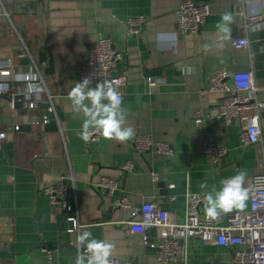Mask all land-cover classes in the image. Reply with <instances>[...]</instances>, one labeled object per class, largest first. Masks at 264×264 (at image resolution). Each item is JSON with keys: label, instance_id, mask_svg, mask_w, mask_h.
Returning <instances> with one entry per match:
<instances>
[{"label": "crops", "instance_id": "1", "mask_svg": "<svg viewBox=\"0 0 264 264\" xmlns=\"http://www.w3.org/2000/svg\"><path fill=\"white\" fill-rule=\"evenodd\" d=\"M182 1H0V61H9L17 76H42L54 107L48 111L46 92L36 109L15 107L6 97L12 93L0 95V131L7 132L0 140V264H75L77 237L85 231L113 243L110 258L121 264H233L234 247L204 244L198 237L188 242L186 263L162 261L157 250L145 244V236L156 241L157 229H128L129 220L140 218L145 201H155L182 221L188 192H218L224 177L240 171L250 187L253 176L263 171L264 18L245 30L242 13H264V0H195L208 2L210 13L198 30L180 33L175 11ZM224 13L232 15L228 39L217 28ZM137 17L142 21L135 32L129 20ZM246 34L249 45L234 47L232 38ZM104 36L122 53L117 72L125 78L123 126L135 131L125 142L101 135L85 141V117L73 111L68 99L81 82L78 69L87 51ZM218 66L253 70L261 102L259 142L244 143L240 121L220 123L210 114L220 95H203L202 90ZM149 77L157 79L155 85L149 84ZM199 110L202 120L196 122ZM34 116L44 118L31 123ZM139 134L168 143L169 152L138 151L134 139ZM209 135L227 148L218 163L202 151ZM127 163L132 166L123 169ZM69 175L74 184L67 199L71 213L85 225L81 231L70 230L62 204L52 203L42 189ZM103 177L113 178L117 189L100 187ZM121 197L128 199L127 206L118 203ZM247 197L242 210L249 208ZM226 215L214 219L225 223ZM51 242L58 244L50 249Z\"/></svg>", "mask_w": 264, "mask_h": 264}, {"label": "built area", "instance_id": "2", "mask_svg": "<svg viewBox=\"0 0 264 264\" xmlns=\"http://www.w3.org/2000/svg\"><path fill=\"white\" fill-rule=\"evenodd\" d=\"M5 1V0H0ZM245 3L248 0H239ZM179 32L196 31L206 20L210 13L208 2L195 0H183L176 11ZM243 29L247 30L251 24L264 18V13H242ZM142 21L141 17L129 20L132 31H137V25ZM236 48L249 45L248 35L232 38ZM122 59V53L117 50L110 37H100L87 51L86 61L79 66V77L90 78L89 85L97 82L108 81L122 98V88L125 78L117 72V66ZM150 85H155L157 79L148 78ZM21 83V86L16 85ZM17 86V87H16ZM259 87L255 83L252 69L233 70L227 66H218L208 79L203 95L219 93L220 100L216 105L219 116L224 122L240 121L242 125V140L245 144L259 142L262 139L260 122L261 102L258 99ZM12 90H15L12 91ZM46 92L51 102L52 95L48 92L42 76L24 74L17 76L11 69L9 61H0V95L11 94V102L14 104V95L24 94L23 106L27 109H36L41 100V93ZM54 110L53 104L48 106V111ZM202 110L195 113V121L202 120ZM43 116H34L31 123H39ZM82 137L85 141L98 140L100 134L93 128L83 129ZM7 137V132L0 131V140ZM138 151L156 150L167 153L170 150L168 143L154 141L148 135L139 134L134 139ZM202 151L212 163H218L226 154L227 148L216 140L214 135H209L202 145ZM132 166L127 163L123 169ZM155 177V174H152ZM234 176H226L224 180ZM74 184V176H61L56 182L45 185L42 189L52 203H60L66 211V221L72 225L71 230L81 231L85 226L73 215L72 206L68 202L67 195L70 186ZM100 187L109 191L117 189V182L113 178L103 177L98 182ZM171 187L173 184L170 185ZM250 196V205L247 210H232L226 215V222H216L208 217L205 212L207 205L206 195L199 192H188L186 195L187 206L185 217L182 221L175 219L169 210L160 207L155 201L148 200L141 204L140 218L128 221V229L131 232L146 233L151 227L158 230L156 241H150L145 236V244L156 249L159 259L166 262L181 261L186 263L189 257L188 242L198 237L204 244L215 242L221 245L234 247L233 264H264V165L263 171L252 178V185L246 187ZM128 199L121 197L118 203L127 206ZM79 251L84 252L81 248ZM110 264H121L117 258H109Z\"/></svg>", "mask_w": 264, "mask_h": 264}, {"label": "clouds", "instance_id": "3", "mask_svg": "<svg viewBox=\"0 0 264 264\" xmlns=\"http://www.w3.org/2000/svg\"><path fill=\"white\" fill-rule=\"evenodd\" d=\"M232 15L224 13L217 28L224 34V39L230 37ZM90 78L85 77L82 82L75 83L69 91L68 99L72 101L73 111L83 113L84 128H93L102 137L108 140L125 142L131 139L135 131L132 127H124L127 110L122 107L120 93L108 82H97L90 88ZM88 101L89 103H85ZM246 173L238 172L234 177L222 181L223 187L215 193H207L205 208L206 215L211 218L221 213L231 212L233 209H243L247 200V190L244 188ZM78 252L75 264H110V257L115 245L98 240L91 232H82L77 237ZM83 248L84 252L79 251Z\"/></svg>", "mask_w": 264, "mask_h": 264}, {"label": "water", "instance_id": "4", "mask_svg": "<svg viewBox=\"0 0 264 264\" xmlns=\"http://www.w3.org/2000/svg\"><path fill=\"white\" fill-rule=\"evenodd\" d=\"M240 9H238L239 11ZM9 100H11L10 96H6ZM23 101H24V94L23 93H17L14 95V106L15 107H22L23 106ZM210 114L215 118V121H218L220 123L224 122V119L222 116H219L218 114V110L217 108H214L210 111ZM70 225V230L72 229V225L71 223ZM147 231H156L155 227H151L150 229H148ZM58 243L56 242H51V243H47V246L52 249L55 248L57 246Z\"/></svg>", "mask_w": 264, "mask_h": 264}]
</instances>
